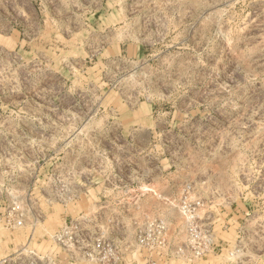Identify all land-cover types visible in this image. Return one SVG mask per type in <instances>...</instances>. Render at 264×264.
<instances>
[{
	"label": "rangeland",
	"instance_id": "374dc122",
	"mask_svg": "<svg viewBox=\"0 0 264 264\" xmlns=\"http://www.w3.org/2000/svg\"><path fill=\"white\" fill-rule=\"evenodd\" d=\"M81 216L118 264H264V0H0V259Z\"/></svg>",
	"mask_w": 264,
	"mask_h": 264
},
{
	"label": "built area",
	"instance_id": "2783aa9c",
	"mask_svg": "<svg viewBox=\"0 0 264 264\" xmlns=\"http://www.w3.org/2000/svg\"><path fill=\"white\" fill-rule=\"evenodd\" d=\"M89 221V220H87ZM186 226L188 248L194 258L201 259L212 252L213 240L209 230L202 229L194 220L189 219ZM165 227L161 221H146L139 228L137 242L145 247L153 248L165 244ZM52 241L65 255L66 263L75 264H118L119 247L106 239L99 229L86 225V220L78 217L64 222L56 231ZM178 254H183L181 248ZM0 264H59L56 256L39 258L34 251L15 250L12 254L0 259ZM147 264H156L148 262Z\"/></svg>",
	"mask_w": 264,
	"mask_h": 264
},
{
	"label": "bare ground",
	"instance_id": "6f19581e",
	"mask_svg": "<svg viewBox=\"0 0 264 264\" xmlns=\"http://www.w3.org/2000/svg\"><path fill=\"white\" fill-rule=\"evenodd\" d=\"M145 190V189H144Z\"/></svg>",
	"mask_w": 264,
	"mask_h": 264
}]
</instances>
